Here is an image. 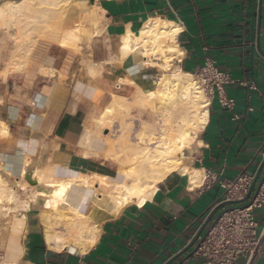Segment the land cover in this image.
<instances>
[{"label": "crops", "instance_id": "0c3cea01", "mask_svg": "<svg viewBox=\"0 0 264 264\" xmlns=\"http://www.w3.org/2000/svg\"><path fill=\"white\" fill-rule=\"evenodd\" d=\"M85 8L100 27L101 35L93 38L100 48H94L93 54L106 72L96 79L71 76L78 51L60 40L38 37L26 54L24 48L18 49L16 40V50L6 60L0 54V62H4L0 69V123L7 128L6 132L0 129V164L13 173L14 181L18 178V155L24 162L27 158L29 171L37 166L41 187L53 180L81 176L117 180L116 167L106 156L108 131L96 129L93 119L109 104L111 93L121 104L133 98L135 87L125 84L118 88V78L149 88L158 77L155 65H143L145 58L121 63L114 59L119 55L120 35L126 29L137 33L149 19L173 23L180 29L175 39L180 53L172 61L174 67L193 75L209 55L233 81L253 82L258 89L236 83L225 86V95L235 100L238 119L216 99L210 101L207 121L190 146L192 150H186L189 168L204 177L210 170L221 179L259 171L264 160L259 153L264 127V0H95ZM73 10L80 15V6L73 5ZM82 34L90 35L88 28ZM13 54L29 56L27 63L24 69L3 77ZM83 151L93 152L94 157H86ZM156 185L140 206L129 204L113 212L106 196L93 191L98 187L95 184L79 209L97 223L100 234L84 253L73 245L48 248L38 219L45 193H39L37 205L22 212L26 217L22 227L20 219L11 221L2 263L168 264L194 239L221 191L204 179L190 188L188 178L177 172ZM192 249L171 264L185 260L184 264H203L201 259L188 258ZM237 264L245 262L240 259ZM249 264H264V247Z\"/></svg>", "mask_w": 264, "mask_h": 264}, {"label": "bare ground", "instance_id": "6f19581e", "mask_svg": "<svg viewBox=\"0 0 264 264\" xmlns=\"http://www.w3.org/2000/svg\"><path fill=\"white\" fill-rule=\"evenodd\" d=\"M56 1L22 0L19 3L7 1L0 7V27L9 29L14 39L17 37L15 41L17 40L18 49L23 51L24 48L25 54L36 37H43L45 34L46 37L55 41L57 39L55 37L59 35L61 30L59 25L51 28L43 25L48 27L45 31L43 26L39 28L40 26L38 25V27L37 24H47V19L53 17L56 12L61 16L66 13V8L55 11L39 8L41 5L51 6ZM72 1L77 0H62L66 4ZM86 1L89 4L95 2V0ZM96 24L91 21L87 26L75 27L74 30L78 29L81 32L76 34V31H73V40L88 46L98 33ZM85 28H88L90 35L82 34V29ZM39 30L48 32V34L45 32L44 34L43 32L36 33ZM179 30L178 26L173 23L160 19H149L137 33L126 29V32L120 35L119 55L114 59L121 63L126 59L130 61L136 57L145 58L144 61L142 60L143 65H155L159 72L155 87L144 88L143 86L142 88L141 85L138 86L132 81L118 78V88L124 87L125 84L135 87L133 98L127 99L128 101L125 100L126 102L121 104L118 102L116 94L111 93L109 104L93 119L96 129L105 128L108 131L107 138L110 142L106 156L116 167L117 180L111 181L105 176L92 175L90 177L81 176L77 179L53 180L49 184H42L47 189V193L45 196L43 195L42 204L44 207L42 206L38 219L44 226L42 228H44V239L48 248L60 250L67 245H73L84 253L95 245L94 243L100 234L96 226L97 223L95 224L90 216L83 214L79 209L87 193L89 190L92 192L95 184L98 187L93 191L105 195L111 203L113 212H117L129 204L140 206L151 189L156 187V184L164 180L170 173L177 172L184 175L188 178L190 188L202 183L203 173L190 169L186 163L188 159L190 160L186 156V150L195 142L196 135L207 121V108L210 100L194 75L181 71L172 65V61L175 57L178 58L180 53L175 45ZM34 33L38 36H34ZM25 54L24 56L20 54V57L13 54L2 72L4 77L12 70L24 69L23 67L29 57H26ZM100 69L103 70V66ZM52 70H43L42 72L52 75ZM88 73L93 79L102 74L99 73V69L91 68ZM129 110H133L136 113L135 116L146 114L152 120L157 118L158 121H145L140 117L132 118L130 115L139 125V132H134L133 137H130V131L134 128L131 127L133 123L130 124L128 120L125 121L123 118V112ZM114 124H117L118 133L112 136ZM0 129L7 131L3 123H0ZM135 130L137 131V129ZM109 137L113 138L110 139ZM83 153L86 157H94V153L91 151H83ZM18 156L16 158L17 165H15L18 168L16 172L20 179L13 183H10L8 179L9 175L13 173L0 164V195H4L3 201L0 202V209L4 207L11 209L9 206L12 204L14 196L30 192L31 186L25 183L22 179L23 176H21V172H24L28 161L26 157L24 162ZM19 167L22 168L21 172H19ZM34 179L40 180V174L36 173ZM38 192L36 189L35 197L37 199L41 198ZM40 193L43 192L40 191ZM66 211H70V213L66 214ZM113 214L115 216V213ZM25 218L23 214L18 220L21 227ZM2 264L18 263L5 262Z\"/></svg>", "mask_w": 264, "mask_h": 264}, {"label": "built area", "instance_id": "2783aa9c", "mask_svg": "<svg viewBox=\"0 0 264 264\" xmlns=\"http://www.w3.org/2000/svg\"><path fill=\"white\" fill-rule=\"evenodd\" d=\"M194 76L209 100L216 99L220 107L233 113V119H238V114L235 113V100L225 95V86L236 83L258 91L253 82L248 85L245 81H233L229 72L219 69L209 55L204 57ZM259 95L263 94L260 92ZM247 110L252 112L253 108L249 107ZM259 153L264 159V127ZM256 174L243 172L233 179H221L210 170L206 172L204 181L217 184L221 191V196L213 208L225 202L230 204L218 209L204 231L197 237L188 258L201 259L203 264H237L240 259L249 264L262 254L264 165L257 178ZM211 213L212 211L207 214L205 221ZM185 261L177 264H184Z\"/></svg>", "mask_w": 264, "mask_h": 264}, {"label": "rangeland", "instance_id": "374dc122", "mask_svg": "<svg viewBox=\"0 0 264 264\" xmlns=\"http://www.w3.org/2000/svg\"><path fill=\"white\" fill-rule=\"evenodd\" d=\"M9 1L19 3L22 0H9ZM87 3H88V1H86V0H83V1L77 0L76 2L72 1V2L66 4V3L62 2V0H57L55 2V4H53L51 6L41 5V6H39V8H47V9H50L52 11L62 9V8H66L65 9L66 13L61 16V15L57 14L58 12H56L53 17H51L50 19H47V21H46L47 24H37V26L39 25L40 27L39 26L38 27L41 28L43 25H46V26H49V28H51V27H56L59 25L61 30L58 33L59 35L56 34L59 37L57 36V37H55V39L57 38L56 40H58V41L60 40L63 43L62 45L72 47L73 49L78 51V53L75 54L76 56L74 57V61L71 64V68H70L71 76H73V78H75V77L85 78V79L89 78L92 80L93 78L88 73L90 68L94 69V70L99 69L100 74L106 72L105 69L104 70L100 69V67L103 65L100 64L101 65L100 66L98 64L99 57L97 55L95 56V54H93V53H95L94 48H98V47L100 48V44L95 42L94 39L91 40V43L88 46H86V44H84V43H80V42L73 40V31L75 32L76 30H78V29L74 30L75 27L87 26L90 21H93V19H95L92 15H90L89 12H87L88 8H85V5ZM2 4H3V1L0 0V5L2 6ZM73 5L80 6V9H81L80 15H78V13L73 10ZM85 9H86V11H85ZM81 15L83 16V18L80 17ZM78 17H80V19H78ZM46 26H43V28H44L43 30H45V31H47V29H48V27L46 28ZM43 30H39L36 33L40 34V32H43ZM83 30L84 29H82V33H83ZM9 31H10L9 29L6 30V29L0 27V54L4 60H6V58L9 56V54L11 52H14L16 50L15 39L13 38V36L10 35L11 31L10 32ZM78 31L81 32V30H78ZM97 31H98V33L94 37H98L99 35H101L100 34V27H98ZM44 32H43V34H44ZM45 33L48 34V32H45ZM33 35L36 36L37 34L34 33ZM46 36L47 35L44 34L43 37L48 38ZM36 38H38V37H36ZM48 39H50V38H48ZM50 40L54 41L53 39H50ZM54 42H56V41H54ZM101 46L102 47L105 46L104 42H103V45H101ZM107 47L109 48V44L107 45ZM3 65H4V62L1 61L0 62V69L2 68ZM101 70H102V72H101ZM49 75H51V74H49ZM3 77H4V75H3ZM155 82H156V80L151 83V86L149 88H154ZM129 111L123 112L124 113L123 118L125 121L128 120L130 124L131 123L134 124V125L131 124V127H134V128H132L133 132L130 131V134H131L130 137H133L132 135L139 132V125L132 118L140 117L141 119H143L145 121H151L152 118L151 117L149 118V116H147L146 114H143L142 116H135L136 113L133 110H129ZM128 112H129V116H128ZM130 115L132 116V118ZM152 121L157 122L158 119L154 118V120H152ZM115 123H116V121H115ZM116 125L117 124H114V131L115 132L113 131V133L111 134L112 136L113 135L115 136L118 133V129H117ZM135 129H137V131ZM111 138H113V137H111ZM27 167H29V164L24 169L25 173L21 172L22 168L19 167V172L22 173L21 176L24 177V175H26V173L28 171ZM36 173L40 174V171L37 169V166L34 167V169L31 171L33 179H34V175H36ZM97 176H100V175H97ZM17 177L18 178L15 181L20 179L19 175H17ZM23 177H22V179H23V181H25ZM4 178H7V177L4 176ZM8 179H9L10 183L11 182L13 183L14 179L10 175H9ZM25 183H27V182L25 181ZM36 189H37V187L31 186L30 192H28L26 194L23 193V194H19V195L14 196L12 204L9 206L11 209H6L5 207L0 209V264L5 260V256H4L5 241H6V238L8 236L9 230H10L11 221L13 222L16 219H21V216L24 214L22 212L25 209H29L31 204L37 205L39 198L37 199L35 197ZM38 193H40V192H38ZM3 196L4 195H2V194L0 195V202L3 201V199H4ZM27 206H28V208H27ZM42 206H43V204H42ZM24 207H26V208H24ZM65 213L69 214L70 211H66ZM8 220H9V222H8Z\"/></svg>", "mask_w": 264, "mask_h": 264}, {"label": "water", "instance_id": "95a60500", "mask_svg": "<svg viewBox=\"0 0 264 264\" xmlns=\"http://www.w3.org/2000/svg\"><path fill=\"white\" fill-rule=\"evenodd\" d=\"M93 1V0H91ZM76 33H79L78 30H76ZM264 165V160H263V163L261 164V167L259 169V171L257 172L256 174V178L258 177L259 173H260V170L261 168L263 167ZM24 180L30 185V186H35L37 187L38 191L40 192H44V193H47V189H45L44 187H41L38 183V181L36 179H33L32 177V174H31V171H27L26 175H24ZM250 194V192H249ZM225 204H230L229 202H225V203H222L220 205H218L217 207H215V209L212 211V213L209 215V217L206 219V221L203 223V225L201 226V228L199 229V231L197 232V234L195 235L194 239L191 241V243L183 250L181 251L176 257H174L168 264H171L172 262H174L180 255H182L183 253L187 252L195 243L197 237L204 231L205 227L207 226V224L211 221V219L213 218V216L215 215V213L218 211V209L220 207H222L223 205Z\"/></svg>", "mask_w": 264, "mask_h": 264}]
</instances>
